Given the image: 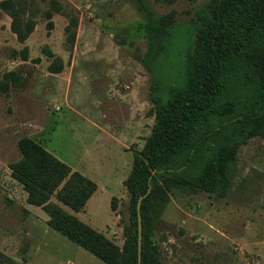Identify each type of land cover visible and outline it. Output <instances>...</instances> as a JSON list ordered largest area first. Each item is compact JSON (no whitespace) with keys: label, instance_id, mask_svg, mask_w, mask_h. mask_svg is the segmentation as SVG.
<instances>
[{"label":"rangeland","instance_id":"374dc122","mask_svg":"<svg viewBox=\"0 0 264 264\" xmlns=\"http://www.w3.org/2000/svg\"><path fill=\"white\" fill-rule=\"evenodd\" d=\"M4 1L0 264H106L51 228L41 208L27 204L9 166L21 159L18 143L28 137L93 180L96 192L73 214L122 247L129 221L124 182L155 122V75L142 62L148 50L142 5L157 16L173 15L183 32L166 68L174 83L181 74L177 53L186 49L190 26L209 0H58L63 12L54 14L51 31L44 16L51 0H15L35 23L24 43L11 31ZM70 16L77 19L73 42L65 29ZM61 67V73L52 72ZM12 71L22 76L21 86L4 79ZM169 195L153 238L162 264H264V139L241 146L225 197L177 189ZM113 198L119 200L115 211Z\"/></svg>","mask_w":264,"mask_h":264},{"label":"trees","instance_id":"16d2710c","mask_svg":"<svg viewBox=\"0 0 264 264\" xmlns=\"http://www.w3.org/2000/svg\"><path fill=\"white\" fill-rule=\"evenodd\" d=\"M51 1V9L44 12L49 31L54 14L63 12L58 0ZM1 6L11 18V31L24 43L35 29L34 21L24 18L22 3L6 0ZM142 11L148 45L142 62L155 75V122L124 182L129 221L123 246L73 214L96 192L93 180L28 137L18 143L21 159L9 166L27 204L41 208L51 228L106 264H138L137 207L144 195L141 264H162L153 238L170 191L225 197L241 146L264 139V0H209L190 26L186 49L177 53L181 74L174 83L166 68L183 32L173 15L157 16L147 5ZM76 27L77 19L70 16L65 29L71 42ZM46 53L53 56L50 50ZM52 72L61 73L62 67ZM4 79L13 86L23 84L15 71ZM118 201H111L114 211Z\"/></svg>","mask_w":264,"mask_h":264},{"label":"water","instance_id":"95a60500","mask_svg":"<svg viewBox=\"0 0 264 264\" xmlns=\"http://www.w3.org/2000/svg\"><path fill=\"white\" fill-rule=\"evenodd\" d=\"M146 197V195L140 197L137 212H138V264L142 261V228H141V202Z\"/></svg>","mask_w":264,"mask_h":264},{"label":"crops","instance_id":"0c3cea01","mask_svg":"<svg viewBox=\"0 0 264 264\" xmlns=\"http://www.w3.org/2000/svg\"><path fill=\"white\" fill-rule=\"evenodd\" d=\"M34 207V206H33ZM26 264H27V262H26Z\"/></svg>","mask_w":264,"mask_h":264}]
</instances>
